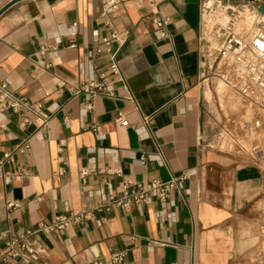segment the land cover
<instances>
[{"label": "crops", "instance_id": "crops-1", "mask_svg": "<svg viewBox=\"0 0 264 264\" xmlns=\"http://www.w3.org/2000/svg\"><path fill=\"white\" fill-rule=\"evenodd\" d=\"M104 1L18 0L0 14V82L21 102L0 112V157L11 152L14 159L0 174V232L17 235L58 214L89 213L39 233L46 252L35 263L0 264H115L109 257L120 251L119 264H264L252 257L261 169L201 141V0H121L111 19L126 35L117 53L124 82L109 78L115 96H97L86 110L84 96L70 88L105 69ZM156 7L169 19L168 38L153 27ZM25 141L29 147L17 150ZM181 173L187 178L171 204L153 198L97 209L121 195L123 180ZM8 199L20 206L9 210ZM4 250L0 238V257Z\"/></svg>", "mask_w": 264, "mask_h": 264}, {"label": "built area", "instance_id": "built-area-1", "mask_svg": "<svg viewBox=\"0 0 264 264\" xmlns=\"http://www.w3.org/2000/svg\"><path fill=\"white\" fill-rule=\"evenodd\" d=\"M241 1L237 3L230 0L200 1V48L202 57H204L203 48L205 44H210L208 37L217 40V44L208 53V56L221 63L223 81L250 104L264 109V21H261V15L264 14L258 11V6L264 3H256L258 0ZM121 3V0H106L102 3L101 16L109 27L106 35L100 38V48L108 55L105 69L99 73L97 78L80 80L70 88L72 95L84 96L86 110L93 108L94 99L97 96H115L109 78L124 82L117 53L119 47L125 42L126 35L114 29L111 19V15L119 9ZM236 7H243V11L248 12L249 25L236 24L235 17L239 12L235 9ZM256 18L260 20L255 21ZM254 22L257 26L253 28ZM152 23L162 38L170 36L167 30L169 19L163 16L157 7L153 10ZM70 46H74V44ZM20 104L18 94L9 89V83L7 81L0 82V112L6 109L17 111ZM117 120L121 125L128 124L127 119L122 115H119ZM28 147L29 143L25 141L16 148L23 151ZM13 160L11 152L0 157V174L3 167L11 164ZM4 177L6 181H9L7 176ZM186 178L187 175L181 173L178 176L172 175L165 181L153 179L143 183L123 180L121 195L110 196L107 201L100 203L97 209H107L112 205L128 208L132 203L144 204L153 198L162 204H171L173 192L182 190V184ZM6 203L9 210L20 206V201L17 199H8ZM88 214L86 210L58 214L52 221L39 222L36 227L25 229L17 235H12L7 229L2 230L0 238L3 240L5 250L0 259L3 262H8L19 258L27 263H35L46 252L39 233L48 234L63 230L87 219ZM125 255V251L114 252L110 255L109 262L119 264L124 260ZM91 264H108V262L95 258Z\"/></svg>", "mask_w": 264, "mask_h": 264}, {"label": "rangeland", "instance_id": "rangeland-1", "mask_svg": "<svg viewBox=\"0 0 264 264\" xmlns=\"http://www.w3.org/2000/svg\"><path fill=\"white\" fill-rule=\"evenodd\" d=\"M256 3L262 2L258 0ZM235 9L239 11L235 17L236 24L243 25V19L248 12L243 11V7ZM258 20L260 19L256 18L255 21ZM256 26L254 22L253 28ZM208 39L210 44H205L203 48L202 103L205 122L202 144L252 162L261 169L264 176V109L250 104L223 81L221 63L208 56L217 40L211 37ZM254 213L258 217L253 225L256 237L252 257L264 261V178Z\"/></svg>", "mask_w": 264, "mask_h": 264}, {"label": "water", "instance_id": "water-1", "mask_svg": "<svg viewBox=\"0 0 264 264\" xmlns=\"http://www.w3.org/2000/svg\"><path fill=\"white\" fill-rule=\"evenodd\" d=\"M18 0H10V1H7V3H5L1 8H0V14L6 10L10 5H12L14 2H16ZM258 11L261 13V14H264V4H260L258 6Z\"/></svg>", "mask_w": 264, "mask_h": 264}, {"label": "bare ground", "instance_id": "bare-ground-1", "mask_svg": "<svg viewBox=\"0 0 264 264\" xmlns=\"http://www.w3.org/2000/svg\"><path fill=\"white\" fill-rule=\"evenodd\" d=\"M244 16V15H243ZM261 17H262V20L261 21H264V15H261ZM248 18H249V16H248V14L246 13V16H245V18L243 19V26L244 25H249V23H248ZM241 21V20H240ZM250 21H252V20H250Z\"/></svg>", "mask_w": 264, "mask_h": 264}]
</instances>
